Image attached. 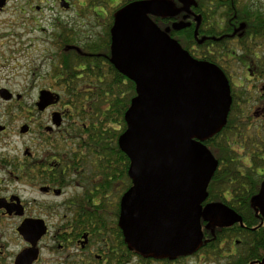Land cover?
<instances>
[{"label": "flooded vegetation", "instance_id": "af4514ba", "mask_svg": "<svg viewBox=\"0 0 264 264\" xmlns=\"http://www.w3.org/2000/svg\"><path fill=\"white\" fill-rule=\"evenodd\" d=\"M58 1L60 8H65L62 2L68 0ZM117 1L105 0L97 6L101 13L93 14L95 23L101 27L100 20H106L110 14L105 5L110 8L108 4ZM162 1L168 2L172 9L169 14L153 18L158 26L169 29V35L180 43L177 34L184 29L176 31L173 25L189 23L193 42L189 46L180 43L182 48L194 59L217 66L230 84L232 102L234 98L241 100L243 114L245 104L255 103L252 121L264 123V107L257 106L264 101V87L261 92L255 90L256 100L251 101L247 96L249 89L240 92L243 84L238 86L227 68L231 59L236 60L249 76L245 77L247 80L264 82L261 17L246 13L241 7L242 0H232L229 6L225 3V10L218 7L215 12L209 8V4L213 6L209 0L208 6L191 0V10L185 5L177 8L174 0ZM9 2L0 0V18ZM81 4L83 8L87 6ZM32 10L38 12L40 7ZM20 13L29 24H38L34 14L26 10ZM55 16L48 30L39 28L48 36L41 41L50 46L49 72L39 75L44 64H36L34 78L24 92L0 86V264H264L263 203L253 202L264 183V137L259 134L264 133V127L259 126L255 128L256 143L235 125L236 134H243V138L228 142V150L239 146L248 152L242 159L240 156H233L231 161L226 159L228 170L222 172L226 185L216 191L208 187L207 197L201 203L203 209L221 204L240 217V221L229 217L223 224L218 217L203 216L202 242L189 254L158 255L134 248L121 225L122 202L134 186L131 161L120 148L119 138L92 137L96 124L91 119L99 118L105 121V126L108 121L99 114L87 115L93 103H101L103 93L93 90L91 85H82L81 81L86 80V63L80 62L75 74H70L72 59L95 62V58L102 57L104 67L111 63L110 59L100 50L101 34L89 36L85 43L75 32L70 36L63 14ZM24 23L18 28L24 27ZM107 25L106 20L104 30ZM91 40L95 42L88 43ZM37 76L46 85H39ZM106 78L103 74L99 80ZM112 79L115 77L111 76ZM76 82L77 86H71ZM112 126L118 127L117 123ZM205 145L218 161L216 173L220 160L215 149ZM253 158H256L255 187L238 185L228 163L239 166L240 162L242 167L250 168ZM237 172L240 177L247 175L245 170Z\"/></svg>", "mask_w": 264, "mask_h": 264}, {"label": "water", "instance_id": "95a60500", "mask_svg": "<svg viewBox=\"0 0 264 264\" xmlns=\"http://www.w3.org/2000/svg\"><path fill=\"white\" fill-rule=\"evenodd\" d=\"M170 9L162 0L123 8L112 28L111 63L137 93L119 137L134 178L121 225L137 251L178 256L200 246L203 216L223 224L240 217L221 204L201 206L218 165L204 142L227 123L231 88L217 66L194 59L153 20ZM188 27L173 25L176 31ZM253 202L263 203L264 212V183Z\"/></svg>", "mask_w": 264, "mask_h": 264}, {"label": "rangeland", "instance_id": "374dc122", "mask_svg": "<svg viewBox=\"0 0 264 264\" xmlns=\"http://www.w3.org/2000/svg\"><path fill=\"white\" fill-rule=\"evenodd\" d=\"M236 1L239 2L241 0ZM58 2V0H10L7 4L5 14L0 18V37L8 35L14 31L15 34L8 35V37L0 39V86L11 88L16 92H24L34 78L33 73L34 66L36 64L37 66L44 64V67H40V69H43L40 73H38L39 75H44L46 72H49L50 67L48 59L51 54L50 46H46L41 41L42 38L48 36L46 33H41L39 28L41 27L48 30V28L54 23L56 14H63L64 20H68L70 36L73 32H75L77 34V38H80L86 43L89 36L94 38V34L98 35L99 33L101 36L105 34L104 28L106 20L108 23V18L112 13L111 6L116 5V3H110V8H108V6L106 7L110 14L107 16L106 20H100L99 23L102 24L100 27L97 23H95V16L93 14H100L101 9L99 7H91L88 0L65 1L69 5L68 9L60 8ZM238 2L237 6H240V3ZM242 2V4L247 7V12L249 14H257L261 17V21H264V0H242ZM81 3H86L87 6L83 8L81 7ZM174 4L179 9L183 7L178 4L177 0H174ZM29 5L32 7H29ZM36 6L40 7L38 12L36 10H32V8H36ZM97 6H99V4H97ZM221 7L225 10L224 6ZM211 9L215 12V8L213 6H211ZM21 10L29 11L30 14L37 16L38 24H29V22L26 21V18L21 15ZM52 15L54 18H52ZM215 20H217V18H215ZM23 22H25V26L18 28V25ZM95 27H98V29ZM34 29L36 31H34ZM20 36L22 38H20ZM94 42L95 40H91L88 43L93 44ZM104 47V45L100 47L103 54L107 52V49ZM263 53L264 49L262 54ZM239 54H241V52H239ZM45 58L47 59L45 60ZM109 59L111 62L112 51L109 55ZM227 68L230 74L233 75L234 82L238 86L243 84V87L239 89L240 92L242 89L245 91L246 88H248L251 92V94L250 92L248 93V98L251 101H255L256 93L254 92L255 90L261 92V89L264 87V82H256L254 79L249 80V78L247 80L245 77L249 76H246V73L241 68V64L236 60L231 59L228 62ZM38 76L36 79H38L39 85H46L45 82H40V77L38 78ZM254 86L258 88L255 89ZM243 98L245 99V95ZM254 104L255 103L250 105L245 104L244 106L243 118L248 124L243 128V131L246 132V138L255 140L257 143L258 138L256 137L255 128L257 126L263 128L264 123L261 121L256 124L252 121L254 119ZM257 106L264 107V101L258 102ZM116 128L118 129V127ZM123 133L124 131L121 135ZM259 134L264 137V133L262 134L259 132ZM231 151L235 158H238L239 156L241 158L248 152L247 148L246 151H243L239 146L233 147ZM239 164L241 163L239 162Z\"/></svg>", "mask_w": 264, "mask_h": 264}, {"label": "trees", "instance_id": "16d2710c", "mask_svg": "<svg viewBox=\"0 0 264 264\" xmlns=\"http://www.w3.org/2000/svg\"><path fill=\"white\" fill-rule=\"evenodd\" d=\"M91 7H97V4H104L105 0H88ZM112 1V0H107ZM136 0H118L115 6H111V16L110 20H108V25L105 29V34L102 36L101 45H104L105 49H107L106 54H111V45H112V28L115 23L116 14L119 13L123 8L135 2ZM199 3H204L205 6L207 2L213 1V7L218 9L221 6H224L225 2L228 3V6L232 4V0H199ZM97 3V4H96ZM112 3V2H111ZM178 3L180 5H185L189 10H191V0H179ZM235 3V1H234ZM241 7L247 12V7L242 4ZM109 5V4H108ZM210 6V4H209ZM107 7V4H106ZM211 8V6L209 7ZM219 8V9H220ZM222 9V8H221ZM179 37V41L184 46H189L193 42V30L192 28H186L180 33L177 34ZM74 59L70 61V74H75L76 69L78 68V64L80 62L86 63V80L81 81L82 85H91L93 90L101 91L103 94L100 96L99 100L101 103H93L90 108L92 109L90 112H87V115L94 117L95 114H99L101 117H106L108 121V125L105 126V121L101 122L99 118L91 119V122H94L95 131L92 135L93 138H119L121 133L126 129V121H125V112L129 108L132 99L137 95L136 93V85L134 82L127 79L125 76L120 74L115 67L108 62V66L104 67L101 65L102 57L95 58V62L88 61L86 59H78L76 62H73ZM92 64H94L92 66ZM95 66V67H94ZM92 67H94L92 69ZM106 72V73H105ZM103 74L107 75V78L100 81V78H103ZM115 77V79L110 80V77ZM76 83H71V86ZM105 92H108L105 93ZM97 99V97H92V100ZM241 100L237 98L233 99V102L230 107L229 115L227 118V123L213 136H211L208 141L205 143L215 149L216 157L220 160V167L215 173L212 183L209 186L210 191H216L219 188H223L226 183L223 182L222 172L228 170L226 167V159L231 161L233 159V154L228 150V142L232 140L235 141L239 138H243V134H236L235 125L240 126L243 131V128L248 124L243 121V113L241 110ZM110 108L106 111V109ZM96 120V121H95ZM113 123H117L118 129L113 128ZM99 124V125H97ZM110 124V125H109ZM100 126V127H99ZM99 127V128H97ZM243 127V128H242ZM244 132V131H243ZM224 160V163L222 162ZM256 158L252 159V167L246 168L242 167L238 163H228L230 168L229 170L233 171L236 178V181L239 182L238 185L242 183L250 186V188L255 187V178H254V167L256 164ZM226 161V162H225ZM238 170L247 171L246 176H241L237 172ZM225 176V175H224ZM250 182V184H249ZM252 192L251 194H253Z\"/></svg>", "mask_w": 264, "mask_h": 264}]
</instances>
